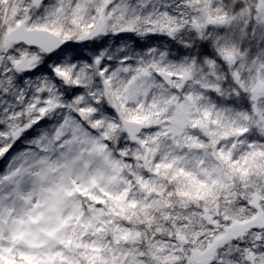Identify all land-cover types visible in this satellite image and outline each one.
I'll return each mask as SVG.
<instances>
[{
    "label": "snow or ice",
    "instance_id": "obj_1",
    "mask_svg": "<svg viewBox=\"0 0 264 264\" xmlns=\"http://www.w3.org/2000/svg\"><path fill=\"white\" fill-rule=\"evenodd\" d=\"M0 264H264V0H0Z\"/></svg>",
    "mask_w": 264,
    "mask_h": 264
}]
</instances>
